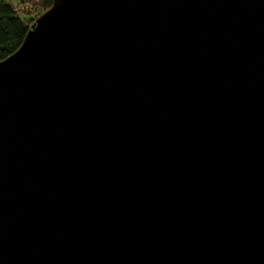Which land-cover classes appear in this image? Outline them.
<instances>
[{
  "label": "water",
  "instance_id": "water-1",
  "mask_svg": "<svg viewBox=\"0 0 264 264\" xmlns=\"http://www.w3.org/2000/svg\"><path fill=\"white\" fill-rule=\"evenodd\" d=\"M0 264H264V0H53L0 60Z\"/></svg>",
  "mask_w": 264,
  "mask_h": 264
},
{
  "label": "trees",
  "instance_id": "trees-1",
  "mask_svg": "<svg viewBox=\"0 0 264 264\" xmlns=\"http://www.w3.org/2000/svg\"><path fill=\"white\" fill-rule=\"evenodd\" d=\"M41 10L33 17L19 15L11 0H0V60L13 53L23 42L31 23L42 11L48 9L53 0H22ZM36 9V8H35Z\"/></svg>",
  "mask_w": 264,
  "mask_h": 264
},
{
  "label": "rangeland",
  "instance_id": "rangeland-1",
  "mask_svg": "<svg viewBox=\"0 0 264 264\" xmlns=\"http://www.w3.org/2000/svg\"><path fill=\"white\" fill-rule=\"evenodd\" d=\"M11 1L14 3L15 6H19L23 9L24 16L27 18L35 16L36 13H38L41 10L40 6L38 7L35 6L36 8L35 9L32 5L23 3L22 0H11Z\"/></svg>",
  "mask_w": 264,
  "mask_h": 264
},
{
  "label": "built area",
  "instance_id": "built-area-1",
  "mask_svg": "<svg viewBox=\"0 0 264 264\" xmlns=\"http://www.w3.org/2000/svg\"><path fill=\"white\" fill-rule=\"evenodd\" d=\"M14 9L19 15L24 14L23 9L21 7L14 5Z\"/></svg>",
  "mask_w": 264,
  "mask_h": 264
}]
</instances>
